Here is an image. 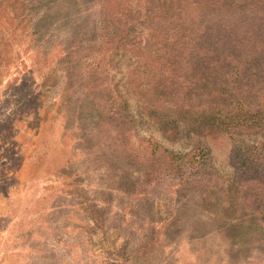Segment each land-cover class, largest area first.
<instances>
[{"label": "rangeland", "instance_id": "374dc122", "mask_svg": "<svg viewBox=\"0 0 264 264\" xmlns=\"http://www.w3.org/2000/svg\"><path fill=\"white\" fill-rule=\"evenodd\" d=\"M96 23L93 0H0V264H264V129L237 108L256 69L119 53L99 103L67 51ZM153 143L208 147L209 178L144 175L169 167Z\"/></svg>", "mask_w": 264, "mask_h": 264}, {"label": "trees", "instance_id": "16d2710c", "mask_svg": "<svg viewBox=\"0 0 264 264\" xmlns=\"http://www.w3.org/2000/svg\"><path fill=\"white\" fill-rule=\"evenodd\" d=\"M93 3L97 23L89 31V41L76 39L67 51L85 66V90L99 103L108 105L116 100L106 61L119 53L146 60L145 63L150 61L146 67L151 72L177 66L178 61L185 59H191L192 63L193 59L235 58L247 69L255 68L258 72L251 75L257 86L249 84L251 89L247 91L256 103L249 99L246 107L239 104L237 108L256 117L264 129V0H93ZM2 32L0 66L6 63L8 54L1 42L6 37ZM121 102L128 104L122 96ZM120 110V106L116 111L104 110V121L112 119L117 127L119 121L124 124L127 115ZM153 146L157 148L150 157L165 160L169 167H147L144 175L159 178L167 170L178 176L181 184L197 182L194 179L199 175L209 178L208 171L213 167L208 147L199 143L180 154L157 143ZM258 148L263 154L264 146ZM244 160L250 161L248 167L261 166L250 157Z\"/></svg>", "mask_w": 264, "mask_h": 264}]
</instances>
